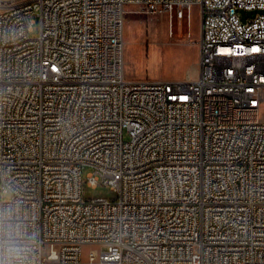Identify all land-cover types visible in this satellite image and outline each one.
<instances>
[{
  "label": "built area",
  "instance_id": "obj_1",
  "mask_svg": "<svg viewBox=\"0 0 264 264\" xmlns=\"http://www.w3.org/2000/svg\"><path fill=\"white\" fill-rule=\"evenodd\" d=\"M193 7L198 79L127 80V15ZM263 105L264 0H0V259L264 264Z\"/></svg>",
  "mask_w": 264,
  "mask_h": 264
},
{
  "label": "rangeland",
  "instance_id": "obj_2",
  "mask_svg": "<svg viewBox=\"0 0 264 264\" xmlns=\"http://www.w3.org/2000/svg\"><path fill=\"white\" fill-rule=\"evenodd\" d=\"M3 1L4 5H8L21 0ZM34 21L32 38H37L40 35V20L34 17ZM200 36L201 15L198 7H193L186 12L182 21L174 18L173 28H170L168 14L162 16V14L129 13L124 27L126 79L131 81L134 77H141L140 80H152L157 74L179 75L184 73L188 65L200 59V47L196 44ZM155 42H172L173 44L157 47ZM187 42L190 43L187 44ZM260 119L264 123V105ZM83 194L86 200L115 199V193L109 187L102 185L96 188L85 185ZM11 197L10 193L2 191L0 184V199L10 200ZM90 250V247L84 249V262H88Z\"/></svg>",
  "mask_w": 264,
  "mask_h": 264
},
{
  "label": "crops",
  "instance_id": "obj_3",
  "mask_svg": "<svg viewBox=\"0 0 264 264\" xmlns=\"http://www.w3.org/2000/svg\"><path fill=\"white\" fill-rule=\"evenodd\" d=\"M165 16V14H162ZM170 28H173V23L170 21ZM173 44L172 42H155V46L159 47L162 45ZM199 77V61H194L188 65L184 73L179 75H167V74H157L153 76L154 81H168V82H186V81H196ZM143 78V77H142ZM141 77H134L131 81H142ZM147 80V79H146Z\"/></svg>",
  "mask_w": 264,
  "mask_h": 264
},
{
  "label": "clouds",
  "instance_id": "obj_4",
  "mask_svg": "<svg viewBox=\"0 0 264 264\" xmlns=\"http://www.w3.org/2000/svg\"><path fill=\"white\" fill-rule=\"evenodd\" d=\"M0 264H22L18 257H9L8 259H0Z\"/></svg>",
  "mask_w": 264,
  "mask_h": 264
},
{
  "label": "water",
  "instance_id": "obj_5",
  "mask_svg": "<svg viewBox=\"0 0 264 264\" xmlns=\"http://www.w3.org/2000/svg\"><path fill=\"white\" fill-rule=\"evenodd\" d=\"M258 12L257 11H253V12H243V14L245 15V18L252 16L254 17Z\"/></svg>",
  "mask_w": 264,
  "mask_h": 264
},
{
  "label": "snow or ice",
  "instance_id": "obj_6",
  "mask_svg": "<svg viewBox=\"0 0 264 264\" xmlns=\"http://www.w3.org/2000/svg\"><path fill=\"white\" fill-rule=\"evenodd\" d=\"M55 70V69H54Z\"/></svg>",
  "mask_w": 264,
  "mask_h": 264
}]
</instances>
